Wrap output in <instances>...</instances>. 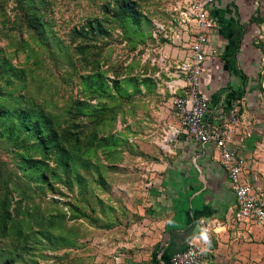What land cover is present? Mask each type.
<instances>
[{
    "label": "rangeland",
    "instance_id": "374dc122",
    "mask_svg": "<svg viewBox=\"0 0 264 264\" xmlns=\"http://www.w3.org/2000/svg\"><path fill=\"white\" fill-rule=\"evenodd\" d=\"M188 1L0 0V264L159 252L182 142L168 140L176 95L161 58L182 45ZM237 1L241 18H264V0ZM119 4L133 15L115 17Z\"/></svg>",
    "mask_w": 264,
    "mask_h": 264
},
{
    "label": "crops",
    "instance_id": "0c3cea01",
    "mask_svg": "<svg viewBox=\"0 0 264 264\" xmlns=\"http://www.w3.org/2000/svg\"><path fill=\"white\" fill-rule=\"evenodd\" d=\"M251 2L256 5L255 0ZM260 12L257 9L250 22L240 17L237 0H220L214 5L212 15L218 28L210 41L217 54L206 62L203 87L212 109L238 102L241 125L234 147L246 159L244 180L264 196V49L258 46L264 39V18ZM176 55L174 49L166 56ZM181 139L173 152L172 173L164 176L167 196L162 199L167 204L170 200L172 210L160 222L159 252L145 264H169L173 253L185 247L188 232L197 233L201 220V226L213 228L204 264H253L255 257L264 254V226L226 222L235 214L236 198L219 151L213 145L203 150ZM171 183L174 189L168 186Z\"/></svg>",
    "mask_w": 264,
    "mask_h": 264
},
{
    "label": "built area",
    "instance_id": "2783aa9c",
    "mask_svg": "<svg viewBox=\"0 0 264 264\" xmlns=\"http://www.w3.org/2000/svg\"><path fill=\"white\" fill-rule=\"evenodd\" d=\"M219 1L189 0L182 11L179 29L174 32V37L182 43L181 46L175 45L178 56L161 58L163 64L168 65L167 70L173 74L170 86L176 95L174 110L178 120L174 134L176 138L195 142L203 150L208 145H213L219 151L236 198L235 214L227 217L226 222L256 223L264 226V196L244 180L246 159L234 147L241 125L238 102L226 106L222 104L220 108L212 109L210 98L203 87L206 62L217 54L210 38L218 28L212 9ZM181 52L183 56L179 55ZM204 227L209 232L213 229L209 224H204ZM194 235H198V232L187 239L184 249L170 257L169 264H204L206 251L201 249L205 245L203 242L192 241Z\"/></svg>",
    "mask_w": 264,
    "mask_h": 264
},
{
    "label": "clouds",
    "instance_id": "9594fccd",
    "mask_svg": "<svg viewBox=\"0 0 264 264\" xmlns=\"http://www.w3.org/2000/svg\"><path fill=\"white\" fill-rule=\"evenodd\" d=\"M203 220L197 222L195 231L198 232V235L192 237V241L203 242L205 248H202L201 251H207L211 248L212 240L209 236V229L207 227L201 226Z\"/></svg>",
    "mask_w": 264,
    "mask_h": 264
},
{
    "label": "trees",
    "instance_id": "16d2710c",
    "mask_svg": "<svg viewBox=\"0 0 264 264\" xmlns=\"http://www.w3.org/2000/svg\"><path fill=\"white\" fill-rule=\"evenodd\" d=\"M134 7H135V5H132V4H126V5L119 4L113 10V14L115 15V17H119V18H121V20H123L126 14H127V18H129V17H131L133 15V13H134V9L133 8ZM35 132H37L36 129H35L34 133ZM193 234H194V232L192 230L189 231L188 234H187V239ZM164 243H165V235H164V239H163L162 243L160 244V247L164 246L163 245Z\"/></svg>",
    "mask_w": 264,
    "mask_h": 264
},
{
    "label": "bare ground",
    "instance_id": "6f19581e",
    "mask_svg": "<svg viewBox=\"0 0 264 264\" xmlns=\"http://www.w3.org/2000/svg\"><path fill=\"white\" fill-rule=\"evenodd\" d=\"M174 135V132L170 133V135L168 136V140H170Z\"/></svg>",
    "mask_w": 264,
    "mask_h": 264
}]
</instances>
